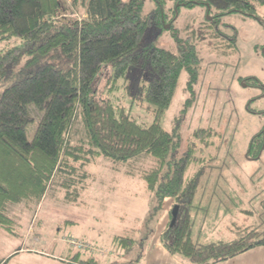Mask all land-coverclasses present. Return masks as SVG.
<instances>
[{
  "label": "trees",
  "instance_id": "16d2710c",
  "mask_svg": "<svg viewBox=\"0 0 264 264\" xmlns=\"http://www.w3.org/2000/svg\"><path fill=\"white\" fill-rule=\"evenodd\" d=\"M148 2L155 8L146 12ZM170 2L176 8H171L174 17L167 21L165 8ZM197 5L206 7L208 14L214 12L212 27L233 13L264 26L256 9L264 6V0H71L70 4L67 0H0L1 229L17 236L18 224L9 212L12 204L39 206L59 189L68 198L73 193L76 198V186L83 188L81 181L88 175L82 170L96 159L127 164L147 155L155 159V165L141 173L154 204L146 229L167 198L179 208L175 223L171 211L170 223L160 235L170 254L190 264H218L264 246V199L259 224L239 237L207 243L193 237L199 207L194 206L195 200L202 193L201 167L192 176L187 172L203 159L192 151L177 159L179 142L164 128L162 119L183 71L192 93L202 60L191 37L174 33L175 52L154 42L145 45L144 39L154 25L174 30L180 9ZM65 13L82 17L65 20L61 17ZM232 41L235 44V37ZM106 68L110 72L101 90L98 82ZM134 106L146 109L150 122L136 118ZM33 109L40 117L29 141L28 128L36 120ZM74 134L79 135L75 142ZM194 136L206 148L211 146V129H199ZM263 152L264 130L252 138L248 159L258 160ZM146 232L140 238H114L119 260L83 259L80 252L62 260L142 264L145 241L154 230Z\"/></svg>",
  "mask_w": 264,
  "mask_h": 264
},
{
  "label": "rangeland",
  "instance_id": "374dc122",
  "mask_svg": "<svg viewBox=\"0 0 264 264\" xmlns=\"http://www.w3.org/2000/svg\"><path fill=\"white\" fill-rule=\"evenodd\" d=\"M67 2L70 4L71 0ZM154 8L155 4L148 2L146 12ZM171 8H176L174 2L165 8L167 21L174 17ZM256 9L264 21V6L257 5ZM213 15L204 6L182 7L174 30L169 31V25H154L144 39L145 45L154 42L156 47L175 52L174 33L181 38L191 37L202 60L192 93L187 87L188 75L183 71L172 104L162 119L164 128L179 142L177 159L190 151L203 159L190 167L187 176L201 167L199 180L211 182L212 187L205 188L208 191L202 195L205 198L197 197L194 205H199V216L193 237L201 241L214 237L234 239L257 226L264 199V152L258 160L248 159L252 138L264 130V26L253 18L233 13L212 27ZM61 17L74 21L82 15L65 13ZM109 72L106 68L100 76L101 90ZM139 74L135 73L136 78ZM243 78L249 79L243 83ZM31 113L36 120L28 128L29 141L40 117L35 109ZM133 113L142 122L152 118L141 107L134 106ZM199 129L212 130L210 147L195 138ZM78 137L74 134L73 142ZM154 165L155 159L147 155L127 164L100 157L82 170L88 175L81 181L83 188L76 186V198L74 193L68 198L67 192L59 189L39 206L10 205L9 212L18 224L17 236L0 228V264H68L61 259L77 252L83 259L95 257L104 263L119 260L113 245L116 236L140 238L146 230H154L142 250L147 253L158 231L171 220V213L164 214V204L147 229L145 226L154 204L141 173ZM166 204L169 207L171 203ZM173 209L174 205L172 212ZM246 210L253 213L248 215ZM204 213H209V218L204 219Z\"/></svg>",
  "mask_w": 264,
  "mask_h": 264
},
{
  "label": "crops",
  "instance_id": "0c3cea01",
  "mask_svg": "<svg viewBox=\"0 0 264 264\" xmlns=\"http://www.w3.org/2000/svg\"><path fill=\"white\" fill-rule=\"evenodd\" d=\"M210 184H211V182H208V181L200 182V186L202 188L201 192L204 193L205 191H208V189H205V188H208L210 186ZM210 187H212V186H210ZM198 198L204 199L205 197L202 195H199ZM168 199H171V198H167L164 202V204H165L164 205V214L165 215L168 213L169 214L171 213L172 207L174 205L173 199H171L172 201L168 200ZM209 199H211V198H209ZM167 201H170V203H171L169 207L166 206ZM208 203H210V201H208ZM226 210H227V208H226ZM246 213L248 215H251L253 212H249L246 210ZM197 216H199V214ZM208 216H209V213H204L203 218L207 219V218H209ZM204 219H200V220H204ZM165 227L162 228V230L158 231V234L156 235V239H154L152 241V243H150L148 251H147V253H145V256L143 259V264H190L186 260H183L177 256H173L163 247L161 240H160V235L163 232V230L165 229ZM240 231L241 230H239L238 233H240ZM212 235L213 234H211V236ZM212 237H214V236H212ZM214 238H216V239H211V240L206 239L205 241H201L200 239H196V240L200 241V242H205V243L217 242V241H222V240L228 241V239H223V237H214ZM64 263H66V262H64ZM218 264H264V246H259V247L253 248V249L248 250V251H246V252H244V253H242V254H240V255H238V256H236V257H234L228 261L221 262Z\"/></svg>",
  "mask_w": 264,
  "mask_h": 264
},
{
  "label": "water",
  "instance_id": "95a60500",
  "mask_svg": "<svg viewBox=\"0 0 264 264\" xmlns=\"http://www.w3.org/2000/svg\"><path fill=\"white\" fill-rule=\"evenodd\" d=\"M178 207H175L174 209H173V212H172V214H173V220H172V224H174L175 223V221H176V218H177V215H178Z\"/></svg>",
  "mask_w": 264,
  "mask_h": 264
},
{
  "label": "built area",
  "instance_id": "2783aa9c",
  "mask_svg": "<svg viewBox=\"0 0 264 264\" xmlns=\"http://www.w3.org/2000/svg\"><path fill=\"white\" fill-rule=\"evenodd\" d=\"M75 245H77L79 248H82L81 244L75 243Z\"/></svg>",
  "mask_w": 264,
  "mask_h": 264
}]
</instances>
